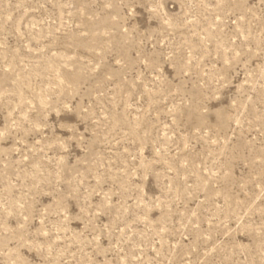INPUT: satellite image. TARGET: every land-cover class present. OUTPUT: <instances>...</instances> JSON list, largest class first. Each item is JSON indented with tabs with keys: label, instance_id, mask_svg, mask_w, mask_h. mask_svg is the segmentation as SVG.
<instances>
[{
	"label": "rangeland",
	"instance_id": "obj_1",
	"mask_svg": "<svg viewBox=\"0 0 264 264\" xmlns=\"http://www.w3.org/2000/svg\"><path fill=\"white\" fill-rule=\"evenodd\" d=\"M0 264H264V0H0Z\"/></svg>",
	"mask_w": 264,
	"mask_h": 264
}]
</instances>
